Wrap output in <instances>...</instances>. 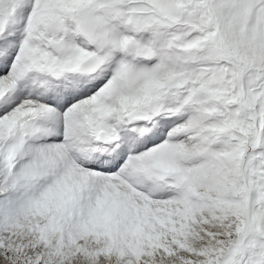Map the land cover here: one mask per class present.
<instances>
[{
    "label": "snow or ice",
    "instance_id": "snow-or-ice-1",
    "mask_svg": "<svg viewBox=\"0 0 264 264\" xmlns=\"http://www.w3.org/2000/svg\"><path fill=\"white\" fill-rule=\"evenodd\" d=\"M0 264H264V0H0Z\"/></svg>",
    "mask_w": 264,
    "mask_h": 264
}]
</instances>
